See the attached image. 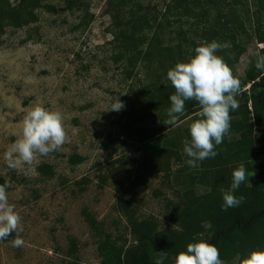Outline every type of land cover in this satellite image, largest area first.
Instances as JSON below:
<instances>
[{"label": "rangeland", "instance_id": "1", "mask_svg": "<svg viewBox=\"0 0 264 264\" xmlns=\"http://www.w3.org/2000/svg\"><path fill=\"white\" fill-rule=\"evenodd\" d=\"M9 1L14 5L18 0ZM84 1L92 16L86 27L78 26L85 14L82 10L69 9L61 0H47L55 12L38 10L36 23L6 28L0 34V178L11 184L9 202L21 217V230L0 240V264H99L98 246L107 235L118 245H134L129 222L116 209L118 183L137 209L138 219L152 218L161 230L171 226L169 206L180 187L175 171L182 163L173 162L168 182L159 174L140 184L133 167L99 186L97 163L105 165L108 156L114 160L122 153L132 155L125 150L133 141L124 135L127 118L122 113L129 107L131 83L138 84V77L136 70L112 61L106 0ZM151 1L160 13L172 2ZM243 14L245 24L249 14ZM174 29L176 34L184 26ZM261 47L249 43L231 67L240 81L238 96L249 89L247 77L257 69ZM119 100L124 107L111 111ZM34 106L61 112L68 140L45 157L37 155L31 165L8 168L3 154L20 136L24 115ZM189 122L187 118L181 126ZM74 156L77 162H72ZM42 165L50 170L42 172ZM17 234L24 241L20 248L11 246Z\"/></svg>", "mask_w": 264, "mask_h": 264}, {"label": "trees", "instance_id": "2", "mask_svg": "<svg viewBox=\"0 0 264 264\" xmlns=\"http://www.w3.org/2000/svg\"><path fill=\"white\" fill-rule=\"evenodd\" d=\"M46 1L18 0L12 5L9 0H0V34L6 28L36 23L38 10L55 12ZM61 1L67 8L85 13L78 26L86 27L92 20L84 0ZM150 1L106 0L111 19L108 32L112 35L107 44L114 52L112 61L126 70H136L138 84L131 83L129 107L122 113L127 118L124 135L133 141L125 150L132 155L122 153L114 160L108 156L105 165L97 163L98 181L103 187L108 179L130 173L135 167L140 184L159 174L168 182L175 162L183 165L175 171L180 187L175 190V203L169 206L170 229L161 230L152 218L138 219L137 209L118 183L116 209L127 218L135 244L118 245L107 235L98 246L99 264H173L189 243L201 240L219 249L224 264H240L250 251L264 248V71L254 68L248 75L249 89L235 97L240 107L230 112V133L215 149L219 154L200 162L197 168H190L184 161L188 157L183 153V141L190 139L189 125L199 118L201 109L194 101L186 102L177 126L163 124L169 96L175 91L166 73L177 62L186 61L204 42L231 43L230 49L216 53L230 69L253 41L263 45L259 53L264 56V0H172L171 5L164 4V13ZM243 11L249 14L245 24ZM170 17L174 19L169 21ZM181 25L184 29L175 34L174 28ZM187 118L189 124L182 127ZM154 127L163 130L156 132ZM77 160L72 157V162ZM241 163L247 169L246 181L235 195H243L245 201L222 211V190L230 187L232 171ZM40 170L48 172L50 166L42 165ZM5 183L0 178V184ZM88 220L94 225L92 219Z\"/></svg>", "mask_w": 264, "mask_h": 264}, {"label": "clouds", "instance_id": "3", "mask_svg": "<svg viewBox=\"0 0 264 264\" xmlns=\"http://www.w3.org/2000/svg\"><path fill=\"white\" fill-rule=\"evenodd\" d=\"M230 48V42L201 43L193 49V54L186 61L177 62L166 73L175 91L169 96L170 107L166 110L167 118L163 124L168 127L177 126L185 112L186 102L194 101L201 109L199 118L189 125L190 139L183 141V153L188 157L186 164L190 168L199 167L200 162L206 159L216 158L219 153L215 149L230 133V112L240 107L235 99L239 94L240 81L234 77L224 58L216 54L219 50ZM256 68L264 71V56L258 59ZM123 107L119 100L110 110L119 112ZM67 140L62 113L34 106L25 113L21 134L3 154V159L11 169L21 163L31 165L37 155L45 157L59 150ZM246 175L247 169L242 163L232 171L230 187L221 193L222 211L244 203L245 197L236 196L235 193L245 183ZM10 187L9 183L0 184V240L21 230V217L9 202ZM23 245L24 241L18 234L11 240L14 248ZM173 264H224V261L215 245L201 240L189 243L185 251L176 255ZM240 264H264V248L250 251L240 259Z\"/></svg>", "mask_w": 264, "mask_h": 264}]
</instances>
